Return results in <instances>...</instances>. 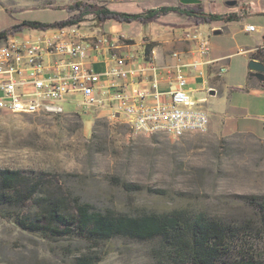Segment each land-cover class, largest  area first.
Instances as JSON below:
<instances>
[{"label": "rangeland", "instance_id": "374dc122", "mask_svg": "<svg viewBox=\"0 0 264 264\" xmlns=\"http://www.w3.org/2000/svg\"><path fill=\"white\" fill-rule=\"evenodd\" d=\"M74 1L28 0L22 2L28 6L12 11L0 4V31L22 19H60L65 12L56 8ZM84 1L110 7L118 3ZM129 6L123 10L140 9ZM81 23L99 24L94 14H86ZM225 102L226 96H217L206 107L215 111ZM62 106L65 113L55 115L0 111V167L39 174L46 189L115 212L187 208L237 218L248 210L241 195L264 194V139L233 129L224 134V121L213 119L212 112L207 132L134 136L115 113L78 110L73 101ZM155 243L119 236L89 251L84 241L23 230L0 213V264H75L76 257L91 252H100L95 264H157L151 252Z\"/></svg>", "mask_w": 264, "mask_h": 264}, {"label": "trees", "instance_id": "16d2710c", "mask_svg": "<svg viewBox=\"0 0 264 264\" xmlns=\"http://www.w3.org/2000/svg\"><path fill=\"white\" fill-rule=\"evenodd\" d=\"M207 5V4H206ZM44 8V7H43ZM64 16L50 22L22 19L0 31V38L23 28H47L79 23L94 14L99 24L107 20L148 23L168 12L193 16L195 23L234 18L233 13L204 11V5L161 4L142 12L113 10L106 5L75 0L66 5ZM70 12H73L71 15ZM155 43L144 45L148 57ZM252 58L264 61L257 49ZM78 116L77 112H74ZM80 118V117H79ZM217 120L218 116L213 115ZM235 123V127L230 124ZM240 122L226 119L222 131L238 130ZM39 174L0 167V213L16 226L45 237L70 236L84 241L88 250L114 237L156 240L152 257L157 264H264V194H243L247 212L237 218H222L205 211L174 208L168 211L140 210L134 213L100 210L76 197L46 189ZM100 252L84 253L75 264H95Z\"/></svg>", "mask_w": 264, "mask_h": 264}, {"label": "crops", "instance_id": "0c3cea01", "mask_svg": "<svg viewBox=\"0 0 264 264\" xmlns=\"http://www.w3.org/2000/svg\"><path fill=\"white\" fill-rule=\"evenodd\" d=\"M23 1L28 0H0V4L5 10L12 11L27 5L22 3ZM117 1V7L106 6L127 12L123 7L135 4L140 7L138 12H142L161 4H177L151 3L150 0ZM176 1L180 2V0ZM228 1L230 0L198 2L204 5L205 12L233 13L234 18L228 21L217 19L213 22L197 24L191 15L168 12L148 23L136 20L131 22L107 20L97 26L80 23L78 31L82 34L104 32L112 37V45L108 49L89 52L88 65L102 74L103 89L118 81L124 82L129 91L136 89L148 91L150 87L148 78L156 71L159 76L160 99H166L169 91L177 85L176 73L181 71L187 78V91L203 108L222 121L238 120L240 122L237 125L238 130L250 132L264 139V80L253 75L252 69L248 66L249 61L254 59L252 55L257 49L261 50L264 59V0H235L233 4H229ZM50 21L53 20L46 22ZM141 24L149 27L142 30L139 27ZM250 24L255 26V30L246 29ZM82 34H77V38ZM202 39L207 40L209 47L208 52L204 54L199 53ZM149 42L155 44L150 55L146 57L144 45ZM260 62L264 64V61ZM115 64H123L126 67L136 66L139 72L136 75H129L126 79L106 77L103 72ZM67 95L72 98H68ZM67 95L66 101H76L81 98L80 92ZM105 95L102 94L103 98ZM217 96H226V102L223 105L219 104L217 110L210 111L206 105ZM149 100H152L149 95L143 99V101ZM90 109L98 113L111 112L123 117L105 100L102 105ZM235 125V123L230 124L231 127Z\"/></svg>", "mask_w": 264, "mask_h": 264}, {"label": "built area", "instance_id": "2783aa9c", "mask_svg": "<svg viewBox=\"0 0 264 264\" xmlns=\"http://www.w3.org/2000/svg\"><path fill=\"white\" fill-rule=\"evenodd\" d=\"M81 23L47 28H23L0 38V111L14 113V107L28 108V114L55 115L65 113L62 103L69 91L81 93L73 101L78 110L109 106L123 115L127 125H132V135L150 136L163 132L171 137L186 133L207 132L211 124L210 113L187 91V78L176 73L177 85L160 99L159 76L154 71L148 78L150 87L144 91H129L124 82H114L103 89L102 74L94 71L87 61L89 52H101L112 45V37L104 32L92 35L78 31ZM249 31L254 25H247ZM60 32L82 34V43L53 46V39ZM195 38V35H193ZM3 41H10V48H3ZM209 50L202 39L199 53ZM136 66L123 64L109 66L106 77L126 79L136 75ZM102 94H106L103 98ZM152 100L143 101L145 96Z\"/></svg>", "mask_w": 264, "mask_h": 264}, {"label": "bare ground", "instance_id": "6f19581e", "mask_svg": "<svg viewBox=\"0 0 264 264\" xmlns=\"http://www.w3.org/2000/svg\"><path fill=\"white\" fill-rule=\"evenodd\" d=\"M71 42L82 43V36L77 38V34H72V32H60V34L53 39V46H61ZM3 48H10V41H3ZM74 92L76 91H69V93ZM14 112L28 113V108L14 107ZM129 126L132 129V125Z\"/></svg>", "mask_w": 264, "mask_h": 264}, {"label": "water", "instance_id": "95a60500", "mask_svg": "<svg viewBox=\"0 0 264 264\" xmlns=\"http://www.w3.org/2000/svg\"><path fill=\"white\" fill-rule=\"evenodd\" d=\"M200 0H180L183 4L198 3ZM229 4L235 3V0L228 1ZM249 68L252 69V74L261 80H264V64L258 60L251 59L248 64Z\"/></svg>", "mask_w": 264, "mask_h": 264}]
</instances>
